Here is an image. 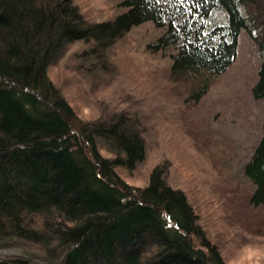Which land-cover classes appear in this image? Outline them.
I'll return each instance as SVG.
<instances>
[{
	"label": "trees",
	"instance_id": "1",
	"mask_svg": "<svg viewBox=\"0 0 264 264\" xmlns=\"http://www.w3.org/2000/svg\"><path fill=\"white\" fill-rule=\"evenodd\" d=\"M120 5L113 18L97 21L80 0H0V247L23 251L0 257V264H234L223 257L241 249L238 231L245 223L251 232V222L264 219V118L243 165L251 188L241 197L248 215L239 220L243 201L232 189L215 204L230 213L202 220L215 214L213 199L199 186V204L191 201L188 179L198 183L171 139L178 135L191 151L200 144L185 102L189 109L197 105L234 61L242 29L260 57L251 96L264 99V0ZM145 22L163 28L145 46L150 53L168 52L171 62L156 85L178 106L156 112L132 97L120 108L106 100L99 117L80 119L49 68L82 43L73 57L87 68L74 67L69 80L112 88L101 79L117 75L112 47ZM117 89L115 96L122 92ZM149 148L163 152L153 165L145 163ZM138 170L147 172L144 185L131 183Z\"/></svg>",
	"mask_w": 264,
	"mask_h": 264
},
{
	"label": "rangeland",
	"instance_id": "2",
	"mask_svg": "<svg viewBox=\"0 0 264 264\" xmlns=\"http://www.w3.org/2000/svg\"><path fill=\"white\" fill-rule=\"evenodd\" d=\"M121 1L80 0L81 4L85 5L83 9L85 8L86 12L89 13L87 17L97 21L113 18L121 12L123 10L120 5ZM162 32L163 28L160 30V28H155L152 23L145 22L133 27L127 34L125 42L113 46L111 63L114 64L117 75L115 79H113V76L104 78L103 75L102 81L111 82L112 88L101 87L99 90L97 89L96 97L93 93L98 87L92 88L95 85L93 82L85 80L87 83L83 81L74 83L76 77L74 76L73 79L71 77L70 80L68 77L75 74L74 67L78 69L79 66L87 68L83 62L77 63L79 62L77 57H73L76 48H80L82 43L73 44L74 47L68 50L64 58L59 61L58 66L54 64L49 68V76L60 88V91L64 92L65 96L71 100V105L77 116L84 121L99 117L104 113V106L108 104L106 100L113 102L110 103L113 107L120 108L122 105L129 103L128 100L132 97L133 100H136V103L152 107L153 111L161 112L162 109L167 111L166 104L176 107L179 102L171 98L170 92L165 91L166 96L161 97L164 90L156 85V81L159 82L161 77L164 79L163 73L166 74L165 70L171 62L169 54L168 52L150 53L145 46L146 43L155 40ZM259 64L258 50L246 30L242 29L238 35L234 61L220 75L197 105L189 109L190 104L185 102L187 106L185 113L190 117L193 123L192 130L199 134L198 139L201 141L198 142L202 145L194 143V152L184 144V141L178 135L171 136L172 142L183 152L181 154L182 163L185 165V160H188V168L192 171L190 177L192 178L194 175V181L198 183V185H195L188 179L190 188L187 187V189H190L188 193L191 201L193 203L197 201L199 204L200 195L194 193V190H198L195 188H199V186L203 195L213 199L211 211L213 210L215 214L204 217L202 220L206 223L213 221L211 219L212 215L222 217L230 213L228 210L226 212L218 210L221 208L215 205L219 199L221 200L220 195L223 192L231 193L232 190L240 192L239 198L241 199L244 196L243 192L250 191L251 184L243 174V165L250 158L260 137L261 124L264 118V99L255 100L251 96L252 86L257 81ZM163 85L166 86L164 83ZM117 88L122 89V92L119 91L121 95L115 96ZM168 99L170 103H166L165 100ZM169 110L171 111V109ZM197 147L202 150L199 152ZM194 153H196L199 160L201 158V163L206 166L207 173L203 174L200 169L201 166L195 165ZM162 155V148H149L145 161L146 165L148 163L153 165L159 158H162ZM156 156V159H152ZM141 168L144 169V167ZM137 174L136 179L132 180L131 183L144 185L147 180L146 170H138ZM185 176L188 178L187 174ZM171 178L172 180L175 179V182L179 180V176L175 174H172ZM202 197L204 198V196H201V200ZM241 201L243 203L238 206V220L248 215L243 211L245 202L242 199ZM229 205L230 203H227L225 206L229 207ZM201 208L202 206H199L197 210L200 211ZM258 212L252 210L251 213L256 214ZM253 223L256 227H253L251 232L249 229L247 232L246 227H243L245 223L241 224L242 227L238 231V235L242 236H237L240 238L236 239V244L241 249L237 251L232 249L230 254L225 251L223 258L227 260L230 258V263L264 264V226H262L264 219L251 222V224ZM210 230L213 231L212 228ZM246 237H249L251 244L246 242ZM10 254H23V251L17 247H0V257Z\"/></svg>",
	"mask_w": 264,
	"mask_h": 264
},
{
	"label": "water",
	"instance_id": "3",
	"mask_svg": "<svg viewBox=\"0 0 264 264\" xmlns=\"http://www.w3.org/2000/svg\"><path fill=\"white\" fill-rule=\"evenodd\" d=\"M31 91V90H30ZM36 95V94H35Z\"/></svg>",
	"mask_w": 264,
	"mask_h": 264
}]
</instances>
